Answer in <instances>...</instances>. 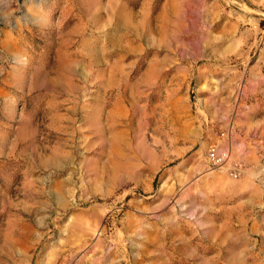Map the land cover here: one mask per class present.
<instances>
[{"label": "rangeland", "instance_id": "1", "mask_svg": "<svg viewBox=\"0 0 264 264\" xmlns=\"http://www.w3.org/2000/svg\"><path fill=\"white\" fill-rule=\"evenodd\" d=\"M0 264H264V0H0Z\"/></svg>", "mask_w": 264, "mask_h": 264}]
</instances>
